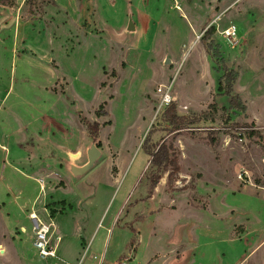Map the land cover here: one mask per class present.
<instances>
[{"label":"rangeland","instance_id":"1","mask_svg":"<svg viewBox=\"0 0 264 264\" xmlns=\"http://www.w3.org/2000/svg\"><path fill=\"white\" fill-rule=\"evenodd\" d=\"M55 1L30 0L14 20L13 10L1 12L9 0H0V152L25 149L32 156L49 146L57 172L69 163L63 152L56 157L57 143L47 139L61 131L58 126L28 125L42 119L39 110L25 106L47 100L67 103L62 114L67 121L60 127L71 136L76 132L71 151L82 154L79 164L87 162L93 143L102 151L88 176L97 192L89 232L81 242L72 233L62 236L51 263L96 264L101 254L100 263L113 259L115 264H264V242L258 246L264 239V198L253 193L254 185H264V141L243 134L247 126L264 135V0ZM130 22L137 32L127 31ZM231 25L237 28L235 38L217 32ZM211 26L212 42L236 74L235 94L245 109L220 111L213 120L173 132L163 121L166 107L159 110L156 87L154 99L147 95L153 70L168 72L163 85H172L179 115L200 118L210 114L213 102L229 108V98L217 92L222 73L216 65L212 70L201 42ZM15 37L19 57L11 54ZM25 40L35 57L28 69L26 57H20ZM167 57L172 66L164 65ZM29 113L35 118L27 121ZM83 118L112 125L95 139ZM146 137L150 146L172 145L179 167L174 181L168 184L165 174L151 197L153 170L142 148ZM7 177L9 183L21 182ZM112 181L116 185L109 188ZM63 206L56 212L63 214ZM3 207L0 264H44L31 245L33 236L20 238L22 250H15L21 211L12 204ZM246 221L252 235L244 238L240 224ZM136 223L143 224L142 235L133 230Z\"/></svg>","mask_w":264,"mask_h":264},{"label":"crops","instance_id":"2","mask_svg":"<svg viewBox=\"0 0 264 264\" xmlns=\"http://www.w3.org/2000/svg\"><path fill=\"white\" fill-rule=\"evenodd\" d=\"M56 1L55 2L58 3V0ZM25 4H26V0H14L13 8L8 6H3V9L5 10L2 9L1 12L8 13L7 12L8 10L9 11L13 10L14 11L13 18L15 20V17L17 19L19 12L25 9L26 7ZM59 5L60 7H63L61 4ZM77 10L78 8L75 5L73 12L77 13L78 12ZM63 11L66 12V9ZM75 13H73L74 16L76 15ZM129 13H131V11ZM134 26H135L134 32H137L138 27H136V25ZM13 41L14 42L11 47V54L12 56L19 57L20 54L17 52V48L19 46L18 44L19 40L17 37H15ZM28 44H29V40H25V43L23 45L24 53L20 56L22 58L26 57V61H25L26 63L24 65L26 69H28L32 65L30 64V61L31 60L33 61L35 59L34 54L32 50L29 49ZM28 50H31L30 53H27ZM204 54L206 55V57L208 56L207 61L210 64L212 70H215V64L210 58V56L205 51ZM172 65H173V61L171 59L170 66ZM145 66L146 64H143L142 68L144 69ZM127 71L128 70H126L125 72ZM143 72L144 70H142V73ZM167 73L168 72L162 71L161 69L159 71L153 70L150 73L148 86L150 88L152 87V90L150 93H147V95L150 98L154 99L153 96H155L156 94L154 93L155 87L157 88L160 85L166 84L164 83V80L165 77L168 76ZM25 109L30 110L29 112L32 111L34 112L35 109H37L40 112L38 119L40 118L42 119V121H38L37 124H34V121L29 122L28 125H30L32 128L35 125H43L44 122L47 121L48 122L47 126H49L50 124H55V126L59 127L57 129L61 131L63 130L62 131L63 133L59 131L55 136L47 135V139L49 140L50 145L51 144L54 145V143H57L58 148H55V151H57L56 157L58 154L63 152L64 155L67 157V161L69 163L66 165L63 164L64 167L60 168L59 172H57L53 168L55 167V159H53L52 156L54 154H51L54 148H49V146L48 148H46L47 150H44L43 152L37 150L35 154H33L32 156L30 155L31 157L36 156L37 160H32L31 158H29L30 156L28 154V151L25 149L12 150V152H8L7 154L6 152L3 151L0 152V162L6 160L5 161L6 163L4 161L1 163L2 164L1 167L3 169L1 168L2 174L0 176V213L4 212L5 208L3 207V205L5 206L7 204L16 205L21 211V213L19 214L20 217L19 227H17L18 240H15L14 248L16 251H18L19 249L22 250V245L20 244L19 239L24 236L27 237L33 236L31 222L28 219L33 211L39 213V216H41L48 223L51 222L53 224L52 230H53V239L55 242L57 238H61L62 239L60 242L61 244L63 242L62 236L65 237L67 236L68 233H72L73 238L81 242L83 241L84 235H87V233L89 232L88 230L89 218H91L90 216L93 213V209L96 203L97 192L93 193V189H92L93 186L92 185L90 186V184H88L89 183L88 176L96 167V165L84 176L79 178L74 177L69 170L71 164L75 166H83L84 164H86L88 162V157L86 163L84 164L78 163L82 154H80L79 151L76 153H72L71 151L72 149H76L75 144L78 139L77 134L76 132H74V134L71 136L63 128L60 127L61 125H64V123H66L67 121L66 118L62 116V114H65V110L69 109L66 102L47 100L44 102L42 101L41 103H28L27 106H25ZM30 114L32 113L26 114L25 116V119L27 121H30L31 119L33 120V118H35L34 113L31 116ZM255 121L254 122L256 123L257 126H261L262 122H259L257 120ZM38 137L40 139H44L39 135ZM64 141L66 142V144H64ZM63 146L67 148L64 151H59ZM46 153H48L46 155V158L40 160V158H42ZM27 154L29 157L26 156ZM24 157H26L25 164L18 163V160L23 159ZM8 175H10V178L21 177V182H18L16 184L9 183L8 182L9 178L7 177ZM23 179H27V181L23 182ZM63 182L64 185L62 184ZM57 183L60 184L59 187L57 186ZM106 185L109 188H113L116 184L112 181V183L109 182ZM254 186L255 188L253 190V193L257 194L258 197L261 198V200L263 201L262 198H264V185L261 186L254 185ZM44 189H47L46 190L47 193ZM58 202H60L61 204H57ZM60 206H63V208H65L63 214L56 212V209L59 208ZM26 209L28 210V212H26ZM49 210L51 212H49ZM43 211H45L46 214ZM49 213H51L50 214L51 217L48 220L47 217H49ZM246 222L247 223L240 224L244 226V230L240 231L239 234H241V236L244 238L252 235L250 222L249 221ZM133 230H135L138 233L140 232L142 235L143 224L142 223L134 224ZM108 231L109 229H107V234L109 233ZM263 242L264 239L261 242H259L258 246ZM51 262L52 260H47L44 261V264H52ZM96 264H115V262L113 261V259L112 261L103 259L102 262L100 263L98 259Z\"/></svg>","mask_w":264,"mask_h":264},{"label":"trees","instance_id":"3","mask_svg":"<svg viewBox=\"0 0 264 264\" xmlns=\"http://www.w3.org/2000/svg\"><path fill=\"white\" fill-rule=\"evenodd\" d=\"M29 1L30 0H26V3H28ZM4 6L13 7L14 0H9L7 4H4ZM214 33L215 28L211 26L205 31L201 42L205 49V52L210 56V58L216 65V71L218 73H222L218 81L217 92L229 98V108H218L216 102H213L209 105L210 114H204V116L200 118L196 116L187 117L181 116L177 113V104L173 102L163 112V121L170 126L173 132H180L183 130L195 128L194 126L202 119L213 120L214 115L218 114L220 111L226 113L228 110L243 111L245 109V106L242 104L240 97L235 94L234 88L237 80L236 74L233 70L228 69V67L224 63V58L222 57L219 51V47L217 45H214V43L212 42V36L214 35ZM112 75L116 77V72L113 71ZM106 105L107 103L102 104L101 108L104 109ZM83 123L85 124L88 134L95 139L99 137L102 127L112 125L111 121H108L106 124L101 125L96 121L91 122L86 118H83ZM244 128H247V130L243 132L246 137H256L264 141V135L261 132L253 130L251 129V127L247 126H244ZM148 143V137H146L145 141L142 144V148L144 149L145 153L149 156L148 163L153 170L149 178V197H151L154 189L157 187L160 180L165 174L168 173V184L174 181L173 175L178 172L179 167L177 165V160L172 145H168L163 142L150 146ZM256 183L260 184L261 182L257 181ZM133 241L134 240L132 239L131 243H133Z\"/></svg>","mask_w":264,"mask_h":264},{"label":"built area","instance_id":"4","mask_svg":"<svg viewBox=\"0 0 264 264\" xmlns=\"http://www.w3.org/2000/svg\"><path fill=\"white\" fill-rule=\"evenodd\" d=\"M217 32L226 39H232L237 36V28L235 25H231L222 31L218 30ZM171 88L172 85H160L156 88V92L161 99L159 110L162 107H169L171 103L174 102V98L171 96ZM245 174V172H242L239 175V179L243 180V176ZM28 219L31 222L33 233L32 246L37 258H39L42 262L57 259V253L62 239L57 238L56 242L53 243V224L51 222H45L36 211H33ZM101 257L102 256H100L99 262L101 261ZM96 258L97 257L94 256V259Z\"/></svg>","mask_w":264,"mask_h":264},{"label":"water","instance_id":"5","mask_svg":"<svg viewBox=\"0 0 264 264\" xmlns=\"http://www.w3.org/2000/svg\"><path fill=\"white\" fill-rule=\"evenodd\" d=\"M128 31L130 32H134L135 31V26L132 22L129 23ZM171 64V60L169 58H166L164 65L168 66ZM174 102H176V99L174 98ZM101 151L100 149L97 147V145L95 143H93L88 151H87V157H88V162L86 164H84L83 166H75V165H70V172L72 173V175L74 177H82L84 176L87 172H89L97 163V161L100 159L101 157Z\"/></svg>","mask_w":264,"mask_h":264}]
</instances>
